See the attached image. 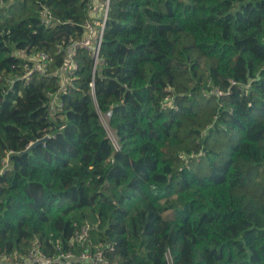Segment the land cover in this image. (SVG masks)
<instances>
[{"label": "trees", "instance_id": "16d2710c", "mask_svg": "<svg viewBox=\"0 0 264 264\" xmlns=\"http://www.w3.org/2000/svg\"><path fill=\"white\" fill-rule=\"evenodd\" d=\"M86 18L87 0H0L2 263L34 241L76 255L88 223L109 264H264V0H110L99 62L75 48L62 86Z\"/></svg>", "mask_w": 264, "mask_h": 264}, {"label": "built area", "instance_id": "2783aa9c", "mask_svg": "<svg viewBox=\"0 0 264 264\" xmlns=\"http://www.w3.org/2000/svg\"><path fill=\"white\" fill-rule=\"evenodd\" d=\"M110 0H87V18L84 21L82 28L83 34L78 41L73 42L72 47L68 48L66 64L56 71V74L60 77L62 86L66 85V82L71 78L74 70L76 69V63L72 60L73 50L77 47H82L87 50L94 58V63L99 62V48L102 39V33L104 24L107 19L108 8ZM41 21L44 24H49L51 16L48 10L44 7L40 13ZM27 61L24 65L25 76L33 70L40 73H45L50 62V57L47 53L37 52L31 55L19 53ZM90 88L93 91V84L90 83ZM59 100L58 95H49V105L52 109L58 107ZM109 115V114H108ZM114 147H117V142H113ZM5 160V165H7ZM91 230L90 224L86 223L76 229L74 235L70 239L69 245H78L81 250L78 254L72 253V251L63 252L57 246L59 252L54 256H46L42 253L39 248L37 241H34L30 247L27 255L22 257V261L19 264H48L51 262H61L62 264H71L73 260L82 261L85 264H109L102 256L100 249L92 251L88 246L89 243V232ZM17 255L13 254L9 256H0V264L13 263L16 261Z\"/></svg>", "mask_w": 264, "mask_h": 264}, {"label": "rangeland", "instance_id": "374dc122", "mask_svg": "<svg viewBox=\"0 0 264 264\" xmlns=\"http://www.w3.org/2000/svg\"><path fill=\"white\" fill-rule=\"evenodd\" d=\"M101 121H102L103 125L107 128V131H108V137L110 138V140L112 141V143H113V142L115 143V141L117 142V138H116L114 132L111 131V130L108 128V126H107V115H103V116H101Z\"/></svg>", "mask_w": 264, "mask_h": 264}, {"label": "water", "instance_id": "95a60500", "mask_svg": "<svg viewBox=\"0 0 264 264\" xmlns=\"http://www.w3.org/2000/svg\"><path fill=\"white\" fill-rule=\"evenodd\" d=\"M45 139H46L45 137H44V138H41V139L37 140L36 142H34V144L41 143V142H43ZM32 145H33V144H32Z\"/></svg>", "mask_w": 264, "mask_h": 264}]
</instances>
